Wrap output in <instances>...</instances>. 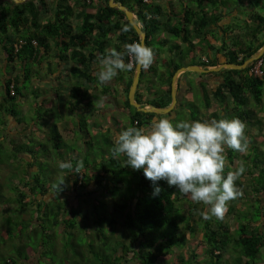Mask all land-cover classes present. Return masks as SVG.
<instances>
[{
  "label": "trees",
  "instance_id": "obj_1",
  "mask_svg": "<svg viewBox=\"0 0 264 264\" xmlns=\"http://www.w3.org/2000/svg\"><path fill=\"white\" fill-rule=\"evenodd\" d=\"M69 1L0 0V60L3 61L2 68L9 71L0 74V103L6 104L0 114V124L6 117H13L21 127H16V135L9 139L17 137L28 124L15 114L9 98L22 95L23 84L20 83L32 75L33 65L38 66L47 60L48 55L52 54L50 62L55 60L60 65L62 61H68V66L62 63L61 72L49 73L54 76L51 78L36 76L43 83L32 91L35 104L42 106L56 100L57 109L61 106V116L66 111L73 114L72 121H64L61 133L55 122H51L43 132L58 153V159L40 140L25 143L21 150L18 149L21 143L17 145L10 140L7 143V147L14 151L8 161L12 167L15 160L22 161L24 170L13 187L14 195L2 199L14 216L12 219L6 217L0 226V246H9L14 241L11 243L14 251L1 255L0 264H157L162 262L160 259L165 263L170 256L175 257L171 264H264V50L243 68L206 71L209 75L219 74L220 78L210 87L209 98L203 88L206 108L201 117L193 114L194 110L197 114L199 109L192 103V98H178L173 106H181L185 100L183 107L190 118L183 120L237 118L247 124L250 140L247 153L231 149L225 152V174L228 170H236L241 163L246 167V172L236 181L243 196L229 203L222 220L214 217L204 220L201 213L206 205L194 203L190 196L180 194L165 180L153 184L145 178L142 169L124 167L126 158L111 157L118 133L132 126L148 127L153 116L163 117L170 111L159 114L141 111L128 102L127 89L133 70L119 72L114 78L115 86L124 94L119 104L129 112H124L129 122L124 125L115 117L111 119L113 132L109 139L104 137L106 148L103 154L107 156L99 161L100 169L96 170L97 163H92V166L82 164L80 173L59 171L60 176L67 177L65 185L61 186L63 190L58 193L57 189L48 187L45 177L50 175L45 170L46 165L41 163L46 160L53 162L54 159L64 162L67 144L61 135L65 133L75 140V131L83 130L84 138L86 136L89 140L88 124L100 126L102 130L106 127L95 121L88 122L85 115L91 116L92 111L79 104L80 99L87 103L91 96L100 95L109 86L98 82V57L107 55L111 49L124 52L127 44L139 42L123 11L108 6L107 0ZM117 1L135 15L134 21L144 32V44L155 52L152 66L148 70L140 69L134 91V100L138 102L165 106L170 100L171 76L185 62L198 61L199 65L241 63L264 41V15L253 8L245 10L244 15L248 16L241 17L244 21L243 35L248 42L238 39L242 29L231 19L233 15L238 16V11L229 4V0H193L191 6L188 5L190 0ZM259 2L262 4L261 0ZM247 3L253 6L252 1ZM124 25H129L130 31L122 32ZM165 32L170 36H165ZM207 35L215 40V46L206 40ZM110 36L114 39L112 48L108 42ZM192 37H197V43L206 42L208 45L205 61L194 59L200 58L195 55L200 47L195 48ZM258 59L259 75L250 70ZM15 61L18 62L17 70L10 71L9 66L12 69ZM60 76L65 80L73 78L69 80L71 84L60 85ZM153 79L158 81L156 85ZM187 83L191 86L190 81ZM97 86L102 87L101 91H97ZM63 101L68 105L64 106ZM2 130L3 125L0 137L4 136ZM82 143L85 145L82 150L87 152L86 144L90 142L83 140ZM251 152H255L252 157ZM77 154L71 152L65 160L70 161L73 168L77 160H81L76 158ZM87 167L90 171L95 170L93 181L83 173ZM57 168L60 170L59 165ZM123 170L130 175L125 184L121 182L125 176ZM157 186L160 192L154 195ZM116 188H130L132 195L120 200L114 194ZM99 197H105L106 202ZM186 233L190 238L197 237L192 246L186 239ZM199 243L201 249L198 253L194 247ZM182 247L187 249L184 255L177 253ZM222 252L228 253L230 259H222ZM72 258H80L82 263H71Z\"/></svg>",
  "mask_w": 264,
  "mask_h": 264
},
{
  "label": "clouds",
  "instance_id": "obj_2",
  "mask_svg": "<svg viewBox=\"0 0 264 264\" xmlns=\"http://www.w3.org/2000/svg\"><path fill=\"white\" fill-rule=\"evenodd\" d=\"M121 31H130V26L124 25ZM125 55L128 57L127 62ZM154 59V50L143 42L127 44L124 52L111 49L107 55L98 57V82L110 83L119 72L148 70ZM259 62L260 59L250 68L252 72L254 67L260 71ZM210 66L213 65L206 64L203 67ZM171 109L172 107L169 110ZM249 146L247 124L237 118L181 120L175 124L168 118H153L148 127L132 126L118 133L111 149V157L126 158L123 161L124 167L142 169L145 178L153 184L165 180L170 187L177 188L180 194L190 196L194 203L206 205L201 213L204 220L213 217L222 220L229 203L243 196L236 181L246 172L245 165L241 163L236 170L225 174L226 149L247 153ZM81 167L82 162L77 163L75 168L70 161L59 164V168L68 170V174L80 173ZM65 177H61L56 185L58 193L63 190L61 186L65 185ZM159 192L160 188L157 186L154 195Z\"/></svg>",
  "mask_w": 264,
  "mask_h": 264
},
{
  "label": "rangeland",
  "instance_id": "obj_3",
  "mask_svg": "<svg viewBox=\"0 0 264 264\" xmlns=\"http://www.w3.org/2000/svg\"><path fill=\"white\" fill-rule=\"evenodd\" d=\"M72 1V0H71ZM191 2L188 3V5L191 6V4L194 3L193 0H190ZM253 3V10L261 13L264 15V0L262 1V4H260V0H250ZM229 4H231V6L233 8H237V13L238 16H232V21L235 23H239L238 26L241 27L242 32L240 34V38H238L239 40H244V42H248V39H246V37L243 35V23L244 21L241 19V13L244 15L246 13V11L243 10V7H240L239 3L236 2L235 0H229ZM228 4V6H229ZM260 4V5H259ZM246 9V8H245ZM239 21V22H238ZM170 36V35H169ZM240 40V41H241ZM198 46H201L199 51H197L196 54H206L207 51L205 49V45L203 43L198 44ZM204 46V47H202ZM217 46V44H216ZM212 50V48H211ZM212 54H214V51H211ZM0 59H1V54H0ZM48 60H51L50 57H47ZM53 61V60H52ZM2 63L3 61L0 60V74L4 71L9 72L7 70V68H2ZM12 65H14V67L12 69H10L9 66V70L12 71L13 69L16 71L17 70V66H18V62L15 61ZM34 66V70L31 72V76L27 79L24 80V82L20 83L23 84L22 86V95L18 96L16 95L14 98H9V103L13 106L14 108V112L15 114L19 115L21 120H23L24 122H28V124L26 125L27 128L30 127V138L29 140L27 139V137H23V134H19L17 137H13V139H9L10 136H1L0 137V226L1 224L6 221V217H10L12 219L11 216H14L12 212H10V210L8 209L7 205L5 204V202L2 199H8L9 196L10 198L14 195V186L17 183V180L19 179L20 175H22L23 170H24V163L18 160H15V162H13L14 167H12V163L8 161V157L11 155H13L14 151L10 150L9 147H7V143L10 140V143H17V145L19 143H21L20 145H18V149L20 148L23 149V147L25 146V143H30L31 141L33 142H37V141H42L43 143H41L42 145H45V148L49 149L50 154L53 157L58 156V153L55 152L54 148L51 146V141L49 139H46V136H44L43 132L44 130H47L48 126L50 125L51 122H55L57 124L58 130L61 129V126L64 124L65 122H70L72 121V113L66 112L63 116H61V112L59 111L61 109V106H59V108L57 109V101L54 100V102L50 101L51 103L47 102L45 105L42 106H36L35 102L36 99H34L33 97V90L35 89V86H41V84L43 82H41L36 76L38 77H42V78H46L49 77V73L51 71H55V72H61V67L59 65H57V62L55 63V60L53 62L47 63V62H41V64H39L38 66H36L35 64ZM4 69V70H3ZM195 74V78L191 79V89H192V103H194V106L197 107L199 109V111L196 114V111L194 110L193 114L196 117H201L204 113V109L205 107V96L203 95V90L201 89V87H204L205 89V84L201 85H197L195 81V79L197 78H202L204 77L206 74H202L200 72L198 73H194ZM61 77V76H60ZM59 77V78H60ZM58 78V79H59ZM73 79V78H71ZM69 79V80H71ZM69 80H65L64 78H60L59 79V84L62 86H66L71 84V82ZM158 81L153 79V83L156 85ZM91 84V83H89ZM110 84L108 86V88L102 92L100 95L98 93L96 97H92L88 99V102H81V99L79 101V104L83 107V108H89V111H92L91 116H87L85 115V118L87 119V121L89 122V119H91L92 121L98 122V125H101V123L103 121H105L106 125H108L107 127L103 128V130L100 128V126L96 127H91L89 124L86 126L87 128V132L88 135H90V139L87 140L86 136L84 138L85 132L82 130H78L75 131V140L69 137H67V135L65 133H63V136L61 135V138L64 139L65 144V151L64 152L66 155L64 156L65 160L67 158V156L70 155L71 152H78L77 157L78 159L81 160H77V163L82 162V164L87 165V166H92V163H97L96 166H98L96 168V170H99L100 168V164L99 161L100 160H104L106 158V156H104L103 154V150L106 148L105 142H104V137H106V139H109V136L112 132V128L109 126L111 119L113 120L114 117L117 118L122 124H128L129 122V117L122 111L117 110V108H115V106L118 105V103H121L118 98V95L115 94L116 92H121L120 96H123L124 94L122 93V91H120L115 85L116 83L114 81H111ZM102 88V87H101ZM101 88L97 86V91H101ZM40 89H43L42 87ZM45 89V88H44ZM63 92L65 93V87L63 88ZM67 90V89H66ZM206 90V89H205ZM45 91V90H44ZM43 91V92H44ZM2 90L0 89V94H1ZM87 96V95H86ZM210 96L208 95V98ZM87 99V98H83L82 100ZM59 101V100H58ZM185 104V100H182V104L181 106L176 105L175 107H173L175 111V115H173V117L169 118L170 120L173 121V123H178L181 120H183L184 118H190L188 111H186V109L183 107ZM3 103H0V114L3 111ZM8 105V103H7ZM63 105L67 106L68 103L67 101H63ZM95 111V112H93ZM99 112L98 114H96V112ZM166 116V115H165ZM163 116V117H165ZM29 119H31V121H29ZM0 122H2V118H0ZM42 123H44L45 125H42ZM102 126V125H101ZM1 128V125H0ZM1 133V131H0ZM61 133V130H60ZM89 138V137H88ZM89 141V144L87 145L88 151L85 152L84 150H82L84 148V143H82V141ZM97 140V142H96ZM74 149V150H72ZM16 153V152H15ZM255 152H251V156L252 154ZM246 154V153H245ZM61 155V154H60ZM18 158V157H17ZM56 159L53 160V162L51 160H46L45 162H42L41 165L44 166L47 169H45L47 171V173L50 175V177H45V182H48V187H50L51 189H56V185L59 181V179L62 177L59 175V171L61 173H63V170H59L57 167L58 165L61 163L59 161H57ZM61 159V158H60ZM59 159V160H60ZM56 160V161H55ZM64 160V162H65ZM62 161V159H61ZM48 162V163H47ZM63 162V161H62ZM75 162V161H74ZM55 167V171L54 168ZM228 169H230V167H228ZM229 171V170H228ZM226 171V172H228ZM95 170L90 171V169L87 167V169L85 171H83V173H85L84 175L88 177V179L92 180L94 179V177H96V174L94 173ZM123 173H125L124 177H122V183H126V181L129 179L130 175H126L125 170L122 171ZM67 178V177H66ZM65 178V181H66ZM110 188V187H109ZM122 190V191H119ZM131 190L130 188H116L114 191V194H116L120 200L129 197L131 194ZM100 200L104 201L105 197H99ZM8 201V200H7ZM10 203V201H8ZM106 202V201H104ZM80 206V205H79ZM107 206V204H106ZM13 210V209H12ZM255 214V213H254ZM256 218V217H255ZM57 228H61V225H57ZM92 229V228H91ZM235 232V231H234ZM186 239L188 240V242L190 243V245L192 246V243L194 241H196L197 237L194 238H190L189 235L186 233L185 234ZM24 238V236H22ZM18 241V239L16 240ZM11 243H14V241L10 242L9 246H0L1 248V252H0V258L1 255H5L6 253H13V246H11ZM15 245V244H14ZM197 247H194L198 253L200 252L201 249V243L197 244ZM189 246V247H191ZM177 246H174V248ZM178 249H175V251H177ZM186 248L182 247L179 249V252L177 253H181V254H185L186 252ZM3 253V254H1ZM175 256V254H174ZM230 255H228V253L222 252V259L226 258L227 260H229ZM175 257H169L168 259H166V262L164 263V261L162 259H160L162 262H158L157 264H171L172 260H174ZM71 263L75 262V261H79L82 263V260H80V258H72L71 259ZM39 264H41V262H39ZM258 264H261V262H259Z\"/></svg>",
  "mask_w": 264,
  "mask_h": 264
},
{
  "label": "crops",
  "instance_id": "obj_4",
  "mask_svg": "<svg viewBox=\"0 0 264 264\" xmlns=\"http://www.w3.org/2000/svg\"><path fill=\"white\" fill-rule=\"evenodd\" d=\"M148 1V0H147ZM169 1H172V0H169ZM248 0H240L238 3H239V5H240V7H243V9H244V11L245 10H248V9H251L252 8V6L251 5H248ZM246 8V9H245ZM247 15V14H246ZM246 15H244V16H246ZM243 16V14H241V17H244ZM248 16V15H247ZM234 32H236V31H233V34H235ZM164 35L165 36H169V33L168 32H165L164 33ZM194 42H195V48H197V47H201V46H198V44H200V43H197V37H192L191 38ZM206 40L209 42V43H211L212 45H214L215 46V40L211 37V35H207L206 36ZM109 44H110V46H111V48H112V43H114V39H113V36H110L109 37ZM174 42H176V40H174ZM204 45H205V49L207 50V48H208V45L206 44V42L205 43H203ZM202 47H204V46H202ZM207 47V48H206ZM200 49V48H199ZM51 52V51H50ZM196 53H197V51H196ZM196 56H200V58H194L195 60H198V59H202V60H206L205 59V57H204V55L205 54H203V53H200V54H195ZM219 56V55H218ZM47 57H50L51 59H52V54L51 55H48ZM187 59H190L188 56H187ZM48 60V59H47ZM45 60V61H43L44 63L45 62H50L51 60ZM68 61H62L61 63H60V65L62 64V63H64V65L67 67L68 66V63H67ZM189 64H195V65H199V63H198V61L197 62H185L184 64H181L180 66H183V65H189ZM57 65H58V63H57ZM59 65V66H60ZM70 65V64H69ZM93 65V64H92ZM91 65V66H92ZM73 66V65H72ZM94 66V65H93ZM179 66V67H180ZM200 66H205V65H200ZM70 67V66H69ZM185 71H187V72H185ZM185 71H182V72H178L177 74H176V80H175V101H176V99L178 100V98H179V100L182 98V97H185V98H187V99H190V98H192V92H191V86H189L188 85V83L187 82H191V79H194L195 78V74L194 73H198V71H194V70H185ZM184 72V73H183ZM200 73H202V74H206L204 77H202V78H197V79H195V82H196V84L197 85H199L200 86V84H205V89H206V93H207V95H210V87H213V85H214V83L217 81V80H219V78H220V75L219 74H211V75H209V74H207L206 72L204 73V72H200ZM53 74H56V72H53ZM53 74L51 73L50 74V76L48 77V78H51V76H53ZM54 77V76H53ZM112 81H114V79L112 80ZM171 82V81H170ZM110 85V84H109ZM201 87V86H200ZM141 88L143 89V90H145V86H142V84H141ZM140 88V89H141ZM189 88V89H188ZM203 88L204 87H201V89L203 90ZM118 95V98L120 99H122L123 98V96H120V94H117ZM145 96V95H144ZM146 97V96H145ZM148 97V96H147ZM120 99V100H121ZM140 102V101H139ZM141 104H144V103H147V102H140ZM174 104H175V102H174ZM174 104H173V106H174ZM120 104L118 103V105L117 106H115V108H117V110H122L123 112H127L126 110H124L122 107H121V105L119 106ZM172 106V107H173ZM136 108V107H135ZM137 109V108H136ZM66 109H64V111H65ZM67 112V111H66ZM65 112V113H66ZM129 112H127V114H128ZM156 113V112H155ZM156 114H159V113H156ZM173 115H175V111L172 109V110H170L169 111V114L168 115H166L165 117H160V116H158V115H155V116H153L152 118H151V120L153 119V118H171V117H173ZM89 122H92V120L91 119H89ZM0 125H3V130H2V133L3 134H5V135H7V136H14V135H16L15 134V132L17 131V128H21L20 127V125H19V123L15 120V118H13V117H10V118H8V117H6V119L4 120V122H3V124H0ZM90 125V124H89ZM101 125L103 126V127H107L108 125H106V123H105V121H103L102 123H101ZM91 126V125H90ZM109 126L111 127V128H113V126L111 125V124H109ZM17 127V128H16ZM92 127V126H91ZM22 129H24V128H22ZM22 129L20 130V132H19V134L21 133H24L26 136L25 137H27V138H29V136H30V132H29V130H30V127L29 128H27V127H25V129L22 131ZM112 132H113V130H112ZM111 132V133H112ZM116 134V132L113 134V135H115Z\"/></svg>",
  "mask_w": 264,
  "mask_h": 264
},
{
  "label": "water",
  "instance_id": "obj_5",
  "mask_svg": "<svg viewBox=\"0 0 264 264\" xmlns=\"http://www.w3.org/2000/svg\"><path fill=\"white\" fill-rule=\"evenodd\" d=\"M13 2H22L24 0H12ZM108 6L115 7L121 11H123L127 21L130 23L134 31L136 32L138 36L139 42L144 43V32L141 30L138 23L134 21V15L133 13L123 4H121L119 1L114 0H107ZM264 50V41L261 43V45L252 52L247 58H245L241 63H233V62H221L219 64L210 66L208 68L201 67L199 65L195 64H189V65H183L178 67L171 76V82H170V101L166 106L157 107L150 103H145V105H142L141 103L134 100V90L136 87V83L138 80V75L140 72V69H133L131 80L127 89V98L128 102L135 106L137 109L141 111H153L156 113H164L167 112L175 102V80H176V74L178 72L184 71V70H194V71H207V70H217L219 68H241L244 67L249 61L254 60L258 58L261 53Z\"/></svg>",
  "mask_w": 264,
  "mask_h": 264
},
{
  "label": "built area",
  "instance_id": "obj_6",
  "mask_svg": "<svg viewBox=\"0 0 264 264\" xmlns=\"http://www.w3.org/2000/svg\"><path fill=\"white\" fill-rule=\"evenodd\" d=\"M253 72H254V74H258L260 71L257 69V67H254Z\"/></svg>",
  "mask_w": 264,
  "mask_h": 264
}]
</instances>
